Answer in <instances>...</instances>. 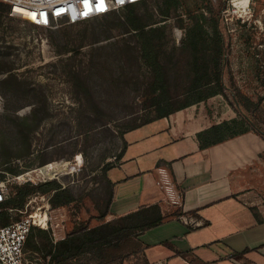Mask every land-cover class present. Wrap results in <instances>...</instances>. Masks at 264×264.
Segmentation results:
<instances>
[{"label": "rangeland", "instance_id": "rangeland-1", "mask_svg": "<svg viewBox=\"0 0 264 264\" xmlns=\"http://www.w3.org/2000/svg\"><path fill=\"white\" fill-rule=\"evenodd\" d=\"M5 3H0L3 194L14 184L55 179L74 196L57 205L50 201L52 192L36 191L23 207L8 209L9 222L29 212L51 215V225L33 227L24 244L25 256L35 263L49 260L48 249L75 223H131L129 216L96 215L111 192L106 172L110 178L120 175L110 165L136 124L199 95H206L202 100L221 119L237 118V129L257 131L244 113L264 122V0H141L130 8L49 27L10 15ZM217 10L222 82L215 79L212 59ZM137 22L144 28L135 29ZM144 37L150 38L147 59ZM155 59L159 75L151 65ZM159 84L169 98L153 102ZM90 255H72L59 264H91ZM114 264L145 262L138 252Z\"/></svg>", "mask_w": 264, "mask_h": 264}, {"label": "crops", "instance_id": "crops-1", "mask_svg": "<svg viewBox=\"0 0 264 264\" xmlns=\"http://www.w3.org/2000/svg\"><path fill=\"white\" fill-rule=\"evenodd\" d=\"M200 102L128 130L135 133L110 165L120 175L106 172L112 183L109 214L153 203L163 214L179 210L138 234L147 245L145 263L264 264V137L247 129L200 147L196 133L223 120L208 101ZM159 167L180 192V204L169 202L156 184Z\"/></svg>", "mask_w": 264, "mask_h": 264}, {"label": "trees", "instance_id": "trees-1", "mask_svg": "<svg viewBox=\"0 0 264 264\" xmlns=\"http://www.w3.org/2000/svg\"><path fill=\"white\" fill-rule=\"evenodd\" d=\"M2 3V0H0ZM137 3V2H136ZM6 4V11H9V3ZM133 4H128L125 6L126 8H130ZM124 7V8H125ZM221 6L218 8L220 9ZM217 15L213 13V20L215 22L214 28L216 31V36L213 39L214 50L212 59L214 61L215 66V79L218 82H222V69L224 62V53H223V39L220 33L217 30ZM135 29H143L145 24H141L140 22L134 23ZM150 38L144 37L143 46H142V55L147 59V44H149ZM151 65L153 70L158 75L160 74V70L157 65L158 60L155 59L151 61ZM158 84V83H156ZM157 88L160 89L158 96L154 99L153 102H160L163 100H167L169 97L161 88V85H156ZM196 88L200 87L199 85L195 86ZM222 89L219 88L214 90L211 94H215ZM206 95L196 96L193 100H190L176 108L185 106L187 104H191L202 100ZM241 102V103H240ZM236 103L241 107L248 111L249 107L244 101H240L236 99ZM175 109V108H174ZM173 109H166L162 111L160 114H165L168 111ZM244 111V109L242 108ZM245 112V111H244ZM243 112V113H244ZM245 118L249 121L250 125L254 129H256L259 133L264 137V122H261L257 117L253 115H247L244 113ZM239 122L235 117H231L229 119H223L219 122H214L210 126L198 131L196 136L199 140L200 147L208 146L218 141H222L224 138L228 136H232L237 133H241L246 131L248 128L237 129ZM107 167L104 168V172ZM13 170V169H11ZM4 172L0 171V180L4 179ZM110 184L112 185L111 181ZM52 192L50 196V201L57 205H64L71 202L74 199L73 194L66 188L63 187L57 180L48 179L44 181H39L36 183H30V181H26L21 184H14L9 193L6 194L3 200L0 201V219L2 224H6L9 222L8 220V209L9 208H20L23 207L26 198L33 192ZM111 192L108 198L106 208L98 215L97 218H104L107 214L110 213L108 209V204L111 200ZM178 209L169 213L179 214ZM169 214H163L161 209L157 203L149 204L147 206H142L137 210L130 211L122 216L131 217L129 225L128 224H113L110 222H102L95 226H89L88 221L75 223L72 231L68 233L63 239H61L57 244H53L49 249L48 253L50 255V259L47 260L49 262H54V264H59L64 262L67 258L72 255H79L83 252L91 253V264H114L121 263L125 258L130 254L144 252V248L147 246L144 244L139 238L138 234L155 224L160 223L166 216ZM137 231V232H135ZM29 235V234H28ZM28 238V236H27ZM26 238L25 243L28 244V240ZM24 243V244H25Z\"/></svg>", "mask_w": 264, "mask_h": 264}, {"label": "built area", "instance_id": "built-area-1", "mask_svg": "<svg viewBox=\"0 0 264 264\" xmlns=\"http://www.w3.org/2000/svg\"><path fill=\"white\" fill-rule=\"evenodd\" d=\"M9 3L10 15L20 16L35 25L52 26L58 21L76 23L119 10L128 4L141 0H3ZM3 183H0V201L4 199ZM165 192V197L173 204H180L181 194L174 187L166 169L159 167L156 179ZM51 215L47 212H29L18 219L0 225V264H54L45 261L35 263L24 254V243L35 226L51 225ZM145 264H167L163 259Z\"/></svg>", "mask_w": 264, "mask_h": 264}]
</instances>
